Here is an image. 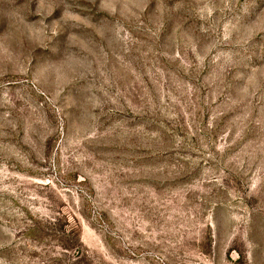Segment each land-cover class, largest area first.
Segmentation results:
<instances>
[{
  "label": "rangeland",
  "instance_id": "374dc122",
  "mask_svg": "<svg viewBox=\"0 0 264 264\" xmlns=\"http://www.w3.org/2000/svg\"><path fill=\"white\" fill-rule=\"evenodd\" d=\"M0 264H264V0H0Z\"/></svg>",
  "mask_w": 264,
  "mask_h": 264
}]
</instances>
